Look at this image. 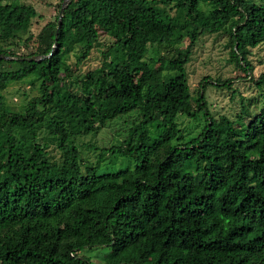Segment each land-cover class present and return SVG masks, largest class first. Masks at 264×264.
Masks as SVG:
<instances>
[{"label":"trees","instance_id":"trees-1","mask_svg":"<svg viewBox=\"0 0 264 264\" xmlns=\"http://www.w3.org/2000/svg\"><path fill=\"white\" fill-rule=\"evenodd\" d=\"M15 1L0 0L1 43L36 17ZM60 6L32 54L0 48V93L39 80L23 111L0 95V264H92L80 253L96 247L104 264H264V72L248 59L264 46V0H68L53 50ZM205 35L225 38L237 75L203 78L192 96L185 66ZM97 44L104 65L75 73ZM236 81L263 94L260 108L214 118L207 89ZM131 114L82 168L76 139ZM105 154L131 167L99 173Z\"/></svg>","mask_w":264,"mask_h":264},{"label":"rangeland","instance_id":"rangeland-1","mask_svg":"<svg viewBox=\"0 0 264 264\" xmlns=\"http://www.w3.org/2000/svg\"><path fill=\"white\" fill-rule=\"evenodd\" d=\"M255 2L263 0H254ZM11 4V3H10ZM12 4H24L31 6L36 13V17L30 20V24L26 32L17 34V38L9 43H1L0 48L5 50H14L18 56H26L32 54L35 50V35L39 30L49 22L55 20L57 14L59 0H17ZM159 5V4H158ZM207 7L201 5V9L206 10ZM30 37V38H29ZM104 37H100V42L104 41ZM225 38L218 35L202 36L195 47L192 49V54L188 63L185 66L187 83L191 95L194 96L198 90V84L203 78L216 80L217 78L224 80L233 78L237 75L232 67L227 65L228 49L225 48ZM75 47L71 50L67 58V64L73 68ZM102 44H97L90 50L86 59L77 67L75 73L79 75L92 71L102 64ZM164 54L161 48L154 50L153 54ZM250 65L253 69L254 76L264 72V46H259L250 50L248 57ZM6 69L8 66L3 65ZM73 71V69H72ZM242 76V73L239 74ZM39 80L33 77L25 78L19 82L9 83L5 90L0 93L3 97V102L6 106L16 110L23 111L26 103L34 97H38ZM232 93L223 89L208 88L205 94L207 108L209 113L214 117L225 116L233 120L241 109V103L244 104L248 114L256 112L262 102L263 94L256 91L253 86L246 82H233ZM135 115L131 114L128 117L115 120L103 128L98 134L91 136H82L76 139V145L80 152V161L82 168L93 165L97 159V152L89 147L92 144L94 147L108 148L116 145L121 140V136L127 129L130 120ZM249 115L247 119H250ZM180 127L183 129V135L190 132L191 124L188 120H178ZM54 155V151H51ZM131 164L126 163L118 155L105 154L99 162V173H108L120 169L130 168ZM109 253L107 247H96L91 250H84L80 255L90 258L92 264H104Z\"/></svg>","mask_w":264,"mask_h":264},{"label":"water","instance_id":"water-1","mask_svg":"<svg viewBox=\"0 0 264 264\" xmlns=\"http://www.w3.org/2000/svg\"><path fill=\"white\" fill-rule=\"evenodd\" d=\"M68 4V0H64L59 8V11H58V15H57V26H56V29H55V32H54V35H53V38H54V44L52 46L51 49L54 50V45L56 44V37H57V31H58V28H59V25H60V20H61V16H62V12H63V9L66 7V5ZM0 59H4V60H10L9 57H4V56H1L0 55ZM20 60H23V61H27V62H32V61H37L38 58L36 56H32V57H27V58H21Z\"/></svg>","mask_w":264,"mask_h":264}]
</instances>
